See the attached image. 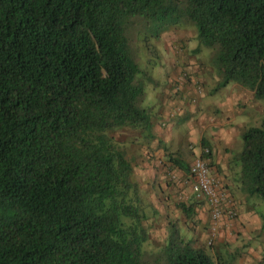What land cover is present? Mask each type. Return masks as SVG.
<instances>
[{"label": "trees", "instance_id": "obj_1", "mask_svg": "<svg viewBox=\"0 0 264 264\" xmlns=\"http://www.w3.org/2000/svg\"><path fill=\"white\" fill-rule=\"evenodd\" d=\"M180 22L214 51L220 87L264 103V0H0V264H222L173 224L150 245L131 162L108 134L151 128L132 31ZM241 138L240 191L264 201V120Z\"/></svg>", "mask_w": 264, "mask_h": 264}, {"label": "crops", "instance_id": "obj_2", "mask_svg": "<svg viewBox=\"0 0 264 264\" xmlns=\"http://www.w3.org/2000/svg\"><path fill=\"white\" fill-rule=\"evenodd\" d=\"M165 63L162 99L159 109L150 116L151 133L144 138L145 159L140 157L141 168L136 164V166L133 165L138 180L147 189H151L153 179L158 177L157 170L159 176L163 175V185H160L163 188V197L160 199L163 202V233L166 229L168 230L165 227L170 221L169 212L180 204L193 209L190 217L194 215L205 225L211 223L205 200L202 197H196L190 187L192 181L189 177V168L200 157L202 142L207 143L210 150L212 175L224 186L237 210L235 220H224L220 225H228L243 233L260 229L261 218L250 206L247 196L240 191L237 171L231 165L232 157L236 154L233 150V141L235 136H238L232 125V122L236 120L235 115L242 116L247 110L254 114L261 113L259 102L254 99L253 92L236 82L220 87L221 78L217 73L213 88H205L201 84L205 81L204 67L196 65L192 60L186 62L182 58L180 61L179 58L169 56ZM182 63L186 66L183 70L189 71V78L183 85H178L176 82L171 85L174 78L175 81L178 80L181 69L179 64ZM183 122L186 126L184 143L180 141L182 134L180 127ZM177 140L180 141L179 145ZM161 141L163 151L159 148ZM182 144L188 147L190 159H181ZM195 148L197 153H194ZM161 183L162 181L159 184ZM185 184L188 188H185ZM185 193L191 194L190 201L177 203L181 198L180 194ZM152 205L157 215L160 209L155 198H152ZM225 233L228 232L225 231Z\"/></svg>", "mask_w": 264, "mask_h": 264}, {"label": "rangeland", "instance_id": "obj_3", "mask_svg": "<svg viewBox=\"0 0 264 264\" xmlns=\"http://www.w3.org/2000/svg\"><path fill=\"white\" fill-rule=\"evenodd\" d=\"M159 24L161 25L162 23ZM159 29L144 32L143 34V30L137 28L131 33V51L136 56L143 71L150 78L148 80L147 77H145L143 80L145 99L142 105L143 108L150 113V116L159 109L163 94V68L169 56L170 58L172 56L179 58L180 61L182 58L186 60V62L192 60L196 65L203 66L205 81L201 82V84L205 88H213L215 85L214 78L217 77L219 71L218 68L213 66L214 51L199 46L195 38L196 28L194 25L180 22L179 24L163 27L160 32ZM158 32L159 35L156 36ZM184 64L185 63L179 64L181 67L178 73L179 75L183 72H187L189 75L188 70H183V68L186 67ZM175 82L174 78L171 85ZM173 88H175L174 85ZM259 105L261 113L254 114L247 110L242 116L235 115L236 120L235 122L233 121L234 123L232 122V125L234 132L238 134L233 141V150L236 154H239L243 149L242 133L250 128H260L262 126L264 120V103L259 102ZM185 127L183 122L180 127L182 133L180 141L182 143L185 142L186 138ZM149 132L151 133L150 129L120 128L108 134L114 137L116 140L115 143H117L121 149L126 151L127 158L131 162L134 179L136 178L135 181L139 185L144 206L146 207V214L148 217L146 227L149 231L150 245L156 249L162 248L167 241L169 225L173 224L186 240L191 241L196 247H203L213 260H219L222 264H264V230H261V228L258 230L252 229L251 233H243L240 232L239 229L228 227V225H219L216 235H214L212 243L209 245L208 242L212 224L207 223V225H205L202 220H199V218L197 219L194 215L186 217L177 206L178 209L175 207V209L172 208L169 212L168 216L170 217V221L167 227H165L168 228V230L166 229L163 233V202L160 200L163 197V188L160 186L163 185V175L159 176V171L157 170L156 174L158 177L154 178L153 182L151 180L153 186L151 185V189H147L140 183V180H138V175L134 172L135 167H133V165L136 164L141 168L140 157L145 159L144 138L147 137ZM180 141L177 140V145L180 144ZM159 148L163 151L162 141L160 142ZM180 151L182 160L191 158L188 147H184L182 144L180 146ZM194 153H197L196 148ZM233 167L238 171V167ZM160 181H162L161 184H159ZM184 186L188 188V185L185 184ZM180 197L177 203H188L191 199V194H180ZM152 198L156 199V203L160 209L157 215L154 213ZM247 198L250 201V206L254 208L258 216L263 220L264 201L258 196H247ZM225 231L228 233H225Z\"/></svg>", "mask_w": 264, "mask_h": 264}, {"label": "built area", "instance_id": "obj_4", "mask_svg": "<svg viewBox=\"0 0 264 264\" xmlns=\"http://www.w3.org/2000/svg\"><path fill=\"white\" fill-rule=\"evenodd\" d=\"M188 73L178 75L176 83L183 85L188 80ZM210 150L201 145V154L189 168V177L192 181L191 191L196 197H202L208 207L211 221V234L208 244L211 245L217 227L224 220L233 221L237 217V210L224 186L216 179L210 168ZM174 179V176L171 175Z\"/></svg>", "mask_w": 264, "mask_h": 264}]
</instances>
